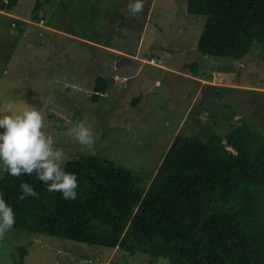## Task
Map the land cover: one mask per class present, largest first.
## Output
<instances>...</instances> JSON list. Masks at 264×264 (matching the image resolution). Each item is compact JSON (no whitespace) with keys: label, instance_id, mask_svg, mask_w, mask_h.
Segmentation results:
<instances>
[{"label":"rangeland","instance_id":"obj_1","mask_svg":"<svg viewBox=\"0 0 264 264\" xmlns=\"http://www.w3.org/2000/svg\"><path fill=\"white\" fill-rule=\"evenodd\" d=\"M36 0L7 12L0 0V107H39L67 162L93 155L67 133L77 121L94 130L95 156L134 169L148 187L177 135L205 141L248 122L264 133V51L242 60L203 55L205 16L187 0H54L31 20ZM14 19V20H13ZM17 20L22 22L17 23ZM107 93L92 101L97 78ZM157 264V258L9 229L0 264Z\"/></svg>","mask_w":264,"mask_h":264},{"label":"trees","instance_id":"obj_2","mask_svg":"<svg viewBox=\"0 0 264 264\" xmlns=\"http://www.w3.org/2000/svg\"><path fill=\"white\" fill-rule=\"evenodd\" d=\"M19 1L2 0L1 10ZM53 1L36 0L31 20L41 22ZM186 11L206 17L203 55L238 61L255 44L264 51V0H187ZM107 89L99 76L92 101ZM65 166L78 173L74 200L49 191L35 174L0 178L16 214L13 229L166 256L171 264H264V133L248 122L205 141L177 135L144 188L142 175L104 157L81 156ZM22 180L38 197L17 198ZM19 251L14 264L25 262L26 247Z\"/></svg>","mask_w":264,"mask_h":264},{"label":"clouds","instance_id":"obj_3","mask_svg":"<svg viewBox=\"0 0 264 264\" xmlns=\"http://www.w3.org/2000/svg\"><path fill=\"white\" fill-rule=\"evenodd\" d=\"M145 0H129L128 7L136 13L143 9ZM45 117L38 106L27 101L18 106L9 100L0 107V178L35 174L51 192H59L64 199L78 196V173L66 168L68 157L56 144L54 135L45 130ZM67 133L95 154L96 138L94 130L77 121L67 129ZM18 199L38 197L39 192L28 181L18 185ZM16 214L11 203L0 191V237L12 228ZM157 264H171L170 258L160 256Z\"/></svg>","mask_w":264,"mask_h":264}]
</instances>
